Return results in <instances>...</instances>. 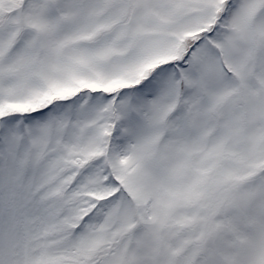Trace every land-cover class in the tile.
Masks as SVG:
<instances>
[{"label":"snow or ice","instance_id":"obj_1","mask_svg":"<svg viewBox=\"0 0 264 264\" xmlns=\"http://www.w3.org/2000/svg\"><path fill=\"white\" fill-rule=\"evenodd\" d=\"M0 264H264V0H0Z\"/></svg>","mask_w":264,"mask_h":264}]
</instances>
